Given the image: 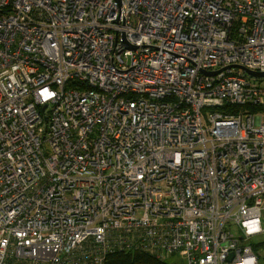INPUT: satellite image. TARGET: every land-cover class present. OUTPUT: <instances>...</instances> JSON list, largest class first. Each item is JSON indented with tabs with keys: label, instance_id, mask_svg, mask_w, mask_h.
Segmentation results:
<instances>
[{
	"label": "built area",
	"instance_id": "built-area-1",
	"mask_svg": "<svg viewBox=\"0 0 264 264\" xmlns=\"http://www.w3.org/2000/svg\"><path fill=\"white\" fill-rule=\"evenodd\" d=\"M130 249L161 259L150 0H0V264Z\"/></svg>",
	"mask_w": 264,
	"mask_h": 264
},
{
	"label": "trees",
	"instance_id": "trees-1",
	"mask_svg": "<svg viewBox=\"0 0 264 264\" xmlns=\"http://www.w3.org/2000/svg\"><path fill=\"white\" fill-rule=\"evenodd\" d=\"M104 264H161L157 259L144 251H117L107 255Z\"/></svg>",
	"mask_w": 264,
	"mask_h": 264
},
{
	"label": "water",
	"instance_id": "water-1",
	"mask_svg": "<svg viewBox=\"0 0 264 264\" xmlns=\"http://www.w3.org/2000/svg\"><path fill=\"white\" fill-rule=\"evenodd\" d=\"M127 47H130V48H135L134 46H131V45H127Z\"/></svg>",
	"mask_w": 264,
	"mask_h": 264
}]
</instances>
